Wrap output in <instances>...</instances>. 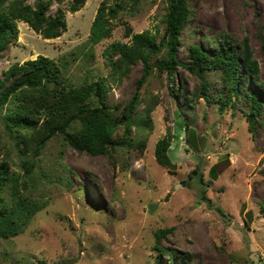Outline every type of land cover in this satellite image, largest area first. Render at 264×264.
<instances>
[{
    "label": "rangeland",
    "instance_id": "obj_1",
    "mask_svg": "<svg viewBox=\"0 0 264 264\" xmlns=\"http://www.w3.org/2000/svg\"><path fill=\"white\" fill-rule=\"evenodd\" d=\"M69 1L61 4L67 30L57 38L44 39L27 23L16 22L15 41L0 51V77L15 62L45 55L60 63L73 86L103 78L105 102L118 116L143 65L131 66L119 79L105 63L104 50L112 42L129 43L144 30L161 34L169 0H86L74 12ZM101 2L124 10L112 21L110 37L91 44L90 25ZM188 4L192 15L177 57L183 59L187 44L210 49L207 41L224 31L234 42L247 38L264 81L259 38L264 36V0ZM56 8L53 3L50 12ZM206 77L216 96L217 76L210 72ZM198 81L183 67L171 80L152 70L139 90L129 134L133 144L143 141V146L122 144L108 155H91L51 139L27 181V190L45 205L22 233L0 238V264L168 263L167 252L156 245L177 253L172 264H264V114L263 123L250 130L241 109L219 110L216 102L203 98L188 102ZM239 81L242 92L257 90L243 76ZM1 125L0 157L8 153L14 170L19 159ZM122 135L120 125L113 137ZM164 138L173 168L155 154ZM166 228L171 230L160 233L156 242L155 233Z\"/></svg>",
    "mask_w": 264,
    "mask_h": 264
},
{
    "label": "trees",
    "instance_id": "obj_2",
    "mask_svg": "<svg viewBox=\"0 0 264 264\" xmlns=\"http://www.w3.org/2000/svg\"><path fill=\"white\" fill-rule=\"evenodd\" d=\"M64 1L35 0L30 4L27 0H0V51L15 41L17 21L27 23L44 39L59 37L67 30L65 11L61 7ZM85 1L70 0L68 8L71 12L77 11ZM53 3H57V8L50 12ZM123 10V5L101 2L90 25L88 41L96 44L110 37L112 21ZM191 15L188 0H169L161 34L144 30L132 35L129 43L112 42L105 48V63L119 79L131 66L139 62L143 65L134 92L118 116H113L105 102L107 92L103 78L73 86L60 63L51 57L38 54L34 59L15 62L2 71L0 122L10 142L12 139L19 161L15 165L17 169L13 170L14 161L8 153L0 157V238L8 239L22 233L45 205L27 190V181L33 178L38 157L51 139L62 140L78 152L91 155H108L109 149L122 144L144 145L143 141L133 144L129 134L134 123V109L140 101L139 90L154 68L165 72L170 80L177 67L196 75L199 81L187 94L188 102L203 98L208 104L216 102L219 110L227 106L241 109L250 130L263 123L264 81L259 79L258 63L252 56L247 38L234 42L230 34L221 31L212 41H207L210 49L187 44L183 59L177 57V50L182 45L181 35ZM259 38L264 55V36L259 35ZM210 72L217 76V94L213 97L206 77ZM241 76L255 83L257 90L250 87L242 92ZM120 125L123 135L116 140L113 134ZM167 146L165 138L159 140L155 154L158 162L173 168L166 155ZM262 208L264 210V206ZM170 230L166 228L155 233L156 242L160 233ZM156 248L167 252L169 262L166 264H172L177 257L174 251L160 245Z\"/></svg>",
    "mask_w": 264,
    "mask_h": 264
},
{
    "label": "water",
    "instance_id": "obj_3",
    "mask_svg": "<svg viewBox=\"0 0 264 264\" xmlns=\"http://www.w3.org/2000/svg\"><path fill=\"white\" fill-rule=\"evenodd\" d=\"M200 159V158H199ZM154 207H155V205L153 204V205H150V209L151 210H153L154 209Z\"/></svg>",
    "mask_w": 264,
    "mask_h": 264
}]
</instances>
